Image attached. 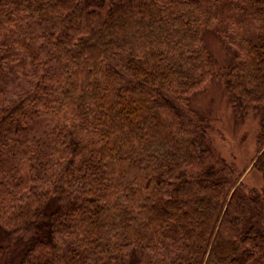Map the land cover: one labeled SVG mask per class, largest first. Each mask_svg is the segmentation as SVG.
<instances>
[{
  "label": "trees",
  "instance_id": "1",
  "mask_svg": "<svg viewBox=\"0 0 264 264\" xmlns=\"http://www.w3.org/2000/svg\"><path fill=\"white\" fill-rule=\"evenodd\" d=\"M219 77L264 180V0H0V264H264V185L195 108Z\"/></svg>",
  "mask_w": 264,
  "mask_h": 264
},
{
  "label": "rangeland",
  "instance_id": "2",
  "mask_svg": "<svg viewBox=\"0 0 264 264\" xmlns=\"http://www.w3.org/2000/svg\"><path fill=\"white\" fill-rule=\"evenodd\" d=\"M205 40L215 55L219 68L226 66V54L213 32L205 33ZM222 78L209 82L207 90L195 99V108L208 116L212 124L211 139L216 153L234 163L241 179L248 187H261L264 180L252 168L257 156L256 132L259 120L254 116L237 122L227 99Z\"/></svg>",
  "mask_w": 264,
  "mask_h": 264
}]
</instances>
